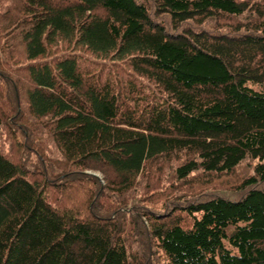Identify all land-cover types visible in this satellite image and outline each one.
Listing matches in <instances>:
<instances>
[{"label":"trees","instance_id":"16d2710c","mask_svg":"<svg viewBox=\"0 0 264 264\" xmlns=\"http://www.w3.org/2000/svg\"><path fill=\"white\" fill-rule=\"evenodd\" d=\"M0 264H264V0H0Z\"/></svg>","mask_w":264,"mask_h":264},{"label":"rangeland","instance_id":"374dc122","mask_svg":"<svg viewBox=\"0 0 264 264\" xmlns=\"http://www.w3.org/2000/svg\"><path fill=\"white\" fill-rule=\"evenodd\" d=\"M250 1H254V0H250ZM243 21H246V18L238 17V18H234V19H228V18L223 19V18L219 17L217 19L205 21L203 26L205 28H208V31H212V30L216 31L217 29H219L220 31L232 30L233 27H236V25L238 23H241ZM60 46L65 47V42L64 43L59 42L57 47H60ZM79 53H80L79 54L80 55L79 56L80 61L83 63L84 66L89 67L93 71H97V72L102 71L101 67H102L103 63H105V60H103L102 58H97L85 50L80 51ZM17 55H20V53ZM113 66L116 67V69H117L115 71L118 75V82H124L122 80L132 79V81L135 83V85L139 88L140 93H143V94L146 93L150 97V94H152L154 92L152 84H147L143 80V78L135 76L134 74H132L130 72L128 66L120 65L119 62H114ZM101 74H102V76H105L104 71H102ZM107 76H110V75L107 74ZM119 77H121L122 80H120ZM164 168L165 167L162 166V169H164ZM250 168H251V166L249 163L248 164L241 163L239 166H237L235 168V170L237 172L236 175L235 174H230V175L211 174L208 176V178H205V177H203V174H198L199 177H196L197 179L192 180L194 182V184L197 183L196 185H194V190H196V191L198 190L201 192L204 191L205 189H209L212 191L216 190V189H222V190L230 191V192L233 190H238V186H239V183L241 182L242 177H244V175L251 170ZM161 170H160V172H161ZM164 171H165V169H164ZM164 176L166 178L169 177L168 175H161V178ZM166 178L164 180H162V179L160 180V183L158 185V189L156 188L155 190L147 192L150 200L157 206L164 205V204H161L162 201L160 199H163V200L166 199V196L170 192V191L164 190V191H161L162 192L161 194L158 193L161 189L165 188L166 183H167Z\"/></svg>","mask_w":264,"mask_h":264}]
</instances>
